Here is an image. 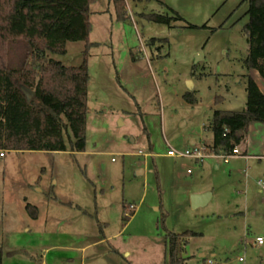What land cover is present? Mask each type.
Returning a JSON list of instances; mask_svg holds the SVG:
<instances>
[{"label":"rangeland","instance_id":"rangeland-1","mask_svg":"<svg viewBox=\"0 0 264 264\" xmlns=\"http://www.w3.org/2000/svg\"><path fill=\"white\" fill-rule=\"evenodd\" d=\"M241 2L125 0L127 20L113 0L90 5L86 148L73 151L66 136L63 151L0 155L3 264H169V231L195 232L181 264H264V158L168 154L211 144L214 110L245 108ZM153 13L170 23L144 17ZM86 48L69 41L49 56L79 66ZM205 192L209 201L193 207Z\"/></svg>","mask_w":264,"mask_h":264},{"label":"trees","instance_id":"trees-1","mask_svg":"<svg viewBox=\"0 0 264 264\" xmlns=\"http://www.w3.org/2000/svg\"><path fill=\"white\" fill-rule=\"evenodd\" d=\"M95 0H0V151H63L66 136L73 151L86 148L88 105V47L90 5ZM117 19L127 20L125 0H113ZM248 5L244 32L249 43L245 66L264 78V0H242ZM147 20L170 23V16L153 13ZM179 18H181L178 15ZM156 38L149 40L153 44ZM69 41H87L83 62L67 66L49 53H66ZM21 43L20 52L12 46ZM12 53V54H11ZM247 99L242 110L216 109L208 128L213 133L207 153L229 154L243 143L251 122L264 124V93L247 74ZM184 97L194 103L196 96ZM126 207V206H125ZM26 209L33 219L38 207ZM195 232L169 231V264H181L180 252ZM4 250L0 246V264Z\"/></svg>","mask_w":264,"mask_h":264},{"label":"crops","instance_id":"crops-1","mask_svg":"<svg viewBox=\"0 0 264 264\" xmlns=\"http://www.w3.org/2000/svg\"><path fill=\"white\" fill-rule=\"evenodd\" d=\"M248 74L254 78L260 90L264 93V78L261 77L259 72L255 69H250ZM119 122L122 123V120L119 119ZM192 143L195 144L196 141L193 140ZM239 146L243 148V152L239 150L240 154L243 153V155L246 158H252V157L264 158V124L259 122H251L249 125V130L246 139ZM7 224L8 226L5 224V227L10 228L11 224L10 223ZM5 227L3 234L7 232V230H5ZM15 235L17 236L18 234ZM41 264H44V261Z\"/></svg>","mask_w":264,"mask_h":264},{"label":"built area","instance_id":"built-area-1","mask_svg":"<svg viewBox=\"0 0 264 264\" xmlns=\"http://www.w3.org/2000/svg\"><path fill=\"white\" fill-rule=\"evenodd\" d=\"M205 153H207L205 146H203L201 148L200 147H197V148H194V149H187L185 151H180V152L175 151V150H169L168 151V154L170 156H176V157H192V158L196 159L198 162H202V160L205 157ZM0 155L3 156L4 155V152H0ZM238 155H240V151H239L238 147H236L235 149L232 150L231 153H229V154H222L221 157H223L224 160L227 161L229 158L236 157ZM259 184L261 185V190H262L263 195H264V182L260 180L259 181ZM131 208H135V207L133 205H131ZM256 242L258 244H262V243H264V239L262 237H257ZM240 260L243 261L244 259L243 258H240Z\"/></svg>","mask_w":264,"mask_h":264},{"label":"water","instance_id":"water-1","mask_svg":"<svg viewBox=\"0 0 264 264\" xmlns=\"http://www.w3.org/2000/svg\"><path fill=\"white\" fill-rule=\"evenodd\" d=\"M197 60L198 59L196 57V62H197ZM189 87L190 88L192 87L191 81L189 82ZM209 199H210V194L207 192L199 193V194H193L191 197L192 206L197 207V206L203 205V204L207 203L209 201ZM201 256H204V254H202Z\"/></svg>","mask_w":264,"mask_h":264}]
</instances>
